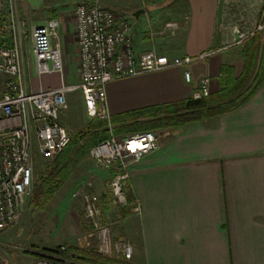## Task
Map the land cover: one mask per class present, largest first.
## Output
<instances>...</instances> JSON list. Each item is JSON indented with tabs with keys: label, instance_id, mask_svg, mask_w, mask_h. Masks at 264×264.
Masks as SVG:
<instances>
[{
	"label": "crops",
	"instance_id": "1",
	"mask_svg": "<svg viewBox=\"0 0 264 264\" xmlns=\"http://www.w3.org/2000/svg\"><path fill=\"white\" fill-rule=\"evenodd\" d=\"M81 1L129 13L136 56L154 48L171 57L206 54L188 67L108 83L111 118L193 98L199 81L207 76L212 79L207 98L216 99L235 88L250 66L257 41L232 45V26L237 21L232 0H20V7L32 25L59 18L62 52L73 47L77 54L75 22L70 16ZM167 20L181 22L177 34L151 38L149 29H157ZM261 39L255 72L264 54V35ZM186 69L192 72L190 83L184 78ZM52 76L58 78L40 77L36 87H51ZM80 105L84 127L91 119L82 94ZM69 110L61 113L60 120L70 131ZM157 132L161 135L159 149L134 164L127 183L131 203L137 199L141 208L139 213L128 210L121 221V235L134 247V262L264 264V77L254 95L238 109ZM61 154L51 160L42 157L34 166L44 173L47 166L64 160ZM77 169L78 174L89 175L100 191L104 180L113 175L90 155ZM80 184L70 179L72 197ZM101 200L106 217L110 213L113 219L109 198Z\"/></svg>",
	"mask_w": 264,
	"mask_h": 264
},
{
	"label": "built area",
	"instance_id": "2",
	"mask_svg": "<svg viewBox=\"0 0 264 264\" xmlns=\"http://www.w3.org/2000/svg\"><path fill=\"white\" fill-rule=\"evenodd\" d=\"M155 3L158 0H149ZM75 35L78 45L79 81L65 83L61 21L57 17L43 24L30 25L20 12V0H0V77L4 89L0 94V231L15 224L22 215L26 200L34 193L35 146L45 160L57 157L72 140L69 129L61 122V113L69 108L68 95L80 91L90 119L108 121L110 137L90 149L95 163L113 171L106 189L109 201L120 208L139 213L137 199L131 203L127 191L129 174L135 163L159 149L161 135L154 130L117 134L111 123L107 85L111 81L158 72L174 67H188L203 59L169 56L151 49L136 56L131 35L132 22L126 12L98 5L79 3L74 11ZM260 20L248 24L237 19L233 24L232 45H242L258 33L264 35V13ZM178 20H167L159 28L149 29L151 38L175 36L181 28ZM26 38L31 39L30 53L39 77L57 75L58 85L30 90L26 77ZM185 80L192 82L186 69ZM211 77H203L193 92V99L211 94ZM93 185H84L73 197L80 198L84 217L97 238L98 253L131 260L133 245L125 238L113 236L110 222L105 219L101 195ZM66 246L57 254H47L36 264H79L75 257L64 255Z\"/></svg>",
	"mask_w": 264,
	"mask_h": 264
},
{
	"label": "rangeland",
	"instance_id": "3",
	"mask_svg": "<svg viewBox=\"0 0 264 264\" xmlns=\"http://www.w3.org/2000/svg\"><path fill=\"white\" fill-rule=\"evenodd\" d=\"M231 4L234 5L236 9L235 15L233 17H236L237 19H243L248 24L254 23L255 20H260V16L264 13V0H232ZM117 11L122 12V10ZM128 15L130 14L128 13ZM70 18L72 20L74 19L75 22L74 16L71 15ZM29 24L32 25L30 21ZM139 24L144 28V30L146 29V23L143 22V20H141ZM25 45V68L27 82L30 90H37L41 87H36L37 85L35 83L36 81L40 80V77L35 71L33 57L29 52L31 49V39L26 38ZM62 60L64 65L65 83H78V51L76 54L73 50V47L65 48L62 52ZM50 81L53 84L52 86L58 85L59 83V79L56 76H52ZM3 89V78L0 77V94ZM70 95L73 97L72 101L70 100ZM68 96L70 105V110L68 112L72 115V119L70 121L72 124L70 126V132L71 134H74L86 127H82L83 117L80 114L81 92L75 91ZM70 150V147L65 149L61 154V158L67 157L66 159L69 160L68 156L70 154ZM41 159L42 156L37 151L35 146V162ZM75 159L76 158H70V161H74ZM84 159L85 158H83V160ZM83 160L74 164L70 176L60 186L58 189L59 192H56L53 199L48 203L45 209H40L36 205H33L31 203V197L30 199L26 200L22 215L19 220L15 224L10 225L6 229L0 231V264H36V261L39 257L46 256L48 254L46 251L47 249H57L59 246H66V248H68L69 246L77 245L84 248L93 249L96 247L97 238L93 233V228L84 217L83 202L78 198H73L71 195L72 186L70 185V179H76L77 183H81V187L91 184L94 187L93 190L100 194L102 198H109L110 194L108 193L106 186L109 180H111L112 176L109 179L104 180L103 185L100 187L102 190L100 191L99 187H96V183L90 178L89 175H83L84 171H81L82 173L80 174L75 172L78 170L77 166ZM38 171L39 169L37 170V168L34 166V185H36L37 181H39V179L43 176V171ZM109 203V208H112L111 210L112 213H114V216L113 219H110V213H108V217H106L105 213V219L107 222H110L113 236L115 238H125L130 242L127 237L121 235V221L124 216L118 215L120 208L112 204L111 201H109ZM79 223L83 226L80 227ZM127 261L134 262V259L132 258L131 260ZM77 262L82 264L79 261Z\"/></svg>",
	"mask_w": 264,
	"mask_h": 264
},
{
	"label": "trees",
	"instance_id": "4",
	"mask_svg": "<svg viewBox=\"0 0 264 264\" xmlns=\"http://www.w3.org/2000/svg\"><path fill=\"white\" fill-rule=\"evenodd\" d=\"M262 36V33H258L252 38L257 42L255 43L254 53L249 59L250 66L239 78L238 85L232 90L222 92L216 99L202 98L196 100L189 98L118 114L111 118L114 131L116 130L115 133L122 134L139 130L158 131L169 127L184 126L191 121H199L238 109L254 95L264 77V54L262 63L255 72L257 52L260 49ZM262 49L264 52V45ZM108 124L107 120L94 118L84 129L72 134L71 143L65 148H71L68 156L69 160L66 157L62 162H57L46 168L43 176L34 185V194L31 198L33 205L40 209L46 208L60 186L70 176L74 164L89 156L90 149L94 145L110 137ZM70 158L76 159L70 161ZM129 200L133 201V198L129 196ZM124 213L128 215L130 211L126 210ZM46 251L48 254H57L60 251V246L57 249H47ZM64 255H72L82 264H136L123 258L100 254L93 248H84L77 245L69 246Z\"/></svg>",
	"mask_w": 264,
	"mask_h": 264
},
{
	"label": "water",
	"instance_id": "5",
	"mask_svg": "<svg viewBox=\"0 0 264 264\" xmlns=\"http://www.w3.org/2000/svg\"><path fill=\"white\" fill-rule=\"evenodd\" d=\"M142 12V11H141Z\"/></svg>",
	"mask_w": 264,
	"mask_h": 264
}]
</instances>
